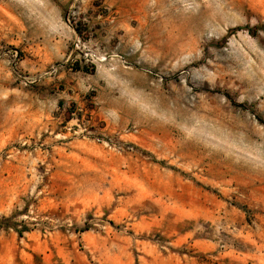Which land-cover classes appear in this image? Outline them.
Segmentation results:
<instances>
[{
	"label": "rangeland",
	"instance_id": "374dc122",
	"mask_svg": "<svg viewBox=\"0 0 264 264\" xmlns=\"http://www.w3.org/2000/svg\"><path fill=\"white\" fill-rule=\"evenodd\" d=\"M0 264H264V0H0Z\"/></svg>",
	"mask_w": 264,
	"mask_h": 264
}]
</instances>
